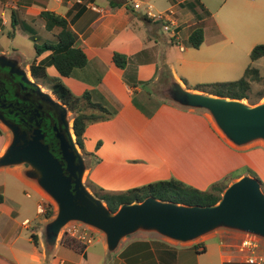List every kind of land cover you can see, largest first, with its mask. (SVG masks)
I'll list each match as a JSON object with an SVG mask.
<instances>
[{
  "label": "crops",
  "instance_id": "1",
  "mask_svg": "<svg viewBox=\"0 0 264 264\" xmlns=\"http://www.w3.org/2000/svg\"><path fill=\"white\" fill-rule=\"evenodd\" d=\"M57 1L65 5L64 14L51 9L50 0H0V3L15 12L16 17L17 12L13 9L21 4L39 18L43 11L54 12L69 21L77 17L71 25L77 36L75 45L86 53L88 63L75 70L73 76L62 80L75 96L94 93V102L116 111L112 119L97 123L121 131L114 139L126 138L132 144L130 151L134 149V153L127 151L122 156L115 140L110 159L101 149H96L95 157L91 156L96 165L90 167L87 175L89 179L95 176L97 190L123 192L175 178L205 191L229 177L243 163L264 178V144L251 142L237 146L217 128L209 111L180 107L163 98L156 100L162 88L169 84L172 88L173 82L190 92L202 93L188 86L191 74L230 70L228 64L231 63L227 58L234 56L237 38L244 35L241 32L255 24L257 3L251 0H196L203 9L198 5L193 11L187 4L195 0H106L104 6L98 4L99 0ZM135 3L141 5L140 10L134 9ZM218 4L228 7L224 19L219 22L214 21ZM149 8L157 18L147 16ZM17 20L21 27L25 23L33 28L36 41L40 37L37 24L54 33L56 40L58 29L47 30L43 19L35 24L27 19ZM6 24L5 20L2 26ZM167 25L170 31L164 29ZM199 25H203L204 42L195 49L189 38ZM15 32L14 29L13 33H8L9 37ZM50 54L51 51H47L35 55L33 62L40 63ZM115 54L126 56L124 69L115 65ZM19 59L22 63V58ZM28 66L31 71V63ZM56 73L51 75L49 72L58 77ZM49 93L51 98L57 99ZM93 127L90 124L85 134ZM0 137L4 138L0 147L2 157L10 141L5 135ZM132 166L135 170L128 171ZM26 172L27 167L23 164L0 167V264H249L236 251V246L247 237L264 240L228 228L216 229L184 243L156 232L140 231L126 237L114 251H109L105 238H99L102 253L98 254L97 263L90 260L95 243L84 254L63 246L58 240L55 245L47 243L49 252L43 251L38 246V237L43 230L32 226L31 210L26 207L30 195L24 189L31 188L42 196L38 183ZM136 175L141 179L149 177L132 183ZM244 176L247 175L231 181ZM48 224L49 221L45 224V236Z\"/></svg>",
  "mask_w": 264,
  "mask_h": 264
},
{
  "label": "water",
  "instance_id": "2",
  "mask_svg": "<svg viewBox=\"0 0 264 264\" xmlns=\"http://www.w3.org/2000/svg\"><path fill=\"white\" fill-rule=\"evenodd\" d=\"M0 61L14 66V71L33 84L32 75L22 69L17 60L1 55ZM33 85L39 94L61 108L65 126L64 136L60 137L64 163L41 141L43 136L28 140L18 127L0 118L13 135L8 149L0 157V167L29 164L27 176L54 198L58 214L46 226L49 245H55L61 229L73 221L102 231L109 251H114L124 238L138 231L156 232L184 243L224 227L264 239V192L261 183L248 175L231 183L215 205L186 206L148 197L142 202L124 204L113 213L83 183V159L78 153L74 129L65 119L67 107L44 93L39 84ZM171 89L175 103L209 111L218 128L233 144L243 146L264 141V102L252 106L242 100L193 93L178 82H173Z\"/></svg>",
  "mask_w": 264,
  "mask_h": 264
},
{
  "label": "rangeland",
  "instance_id": "3",
  "mask_svg": "<svg viewBox=\"0 0 264 264\" xmlns=\"http://www.w3.org/2000/svg\"><path fill=\"white\" fill-rule=\"evenodd\" d=\"M16 1V0H15ZM252 2L257 3L258 5V12L256 15V22L253 24L251 29L245 30V32H241L244 34L243 36H239L236 41L237 47H235V50L233 51L232 57L227 58V61L231 64H228L229 67H231L230 70H214L209 71L208 73H203V75H199L197 73L191 74L190 76V82L189 85L190 87H194L195 85L198 84H214V83H224V82H233L241 79L246 71V69L249 66H252L256 69H258L261 73V75L264 77V57L259 59L256 62H252L250 55L252 50L258 46L264 44V0H251ZM106 0H99L98 4L101 6H104ZM15 5V3H13ZM11 5V4H10ZM49 7L51 9H55L57 13L64 14L66 12V7L64 4L59 3L57 0H50L49 2ZM227 6H220L218 4L216 10H214L215 16H214V21H222L225 17L226 9ZM17 12V18L19 20H25L27 19L29 22L31 21L32 24L35 23H41L40 18L37 16L36 13L34 12H27V9L24 8V5L21 4L19 8L13 9ZM179 11L181 9L179 8ZM230 18V17H229ZM7 21V24L2 26V23L4 21ZM232 21V20H231ZM37 31L39 34V38L37 41H33L30 38V34L27 33L26 31L21 30V23L17 25L16 27L12 26V11L9 8H5L4 4L0 3V56L4 55L8 57L9 59H15L17 62L20 64V67L24 69L25 71H29L28 74L31 75V71L29 70L28 64L33 62L35 55H36V45H43L44 43L48 44H56V40L54 38V33H50L43 29V27L40 24H37ZM16 30L15 35L13 37H9L8 33H13V30ZM16 54V55H15ZM17 56V57H12V56ZM12 57V58H11ZM22 58V63L20 62L19 58ZM49 72L51 75H56V71L53 67L49 68ZM33 84H37L36 81L34 80L32 82ZM170 85V84H169ZM169 85H166L162 88V92H160L156 100H159L160 98H163L167 101H172V89ZM41 90L48 94L49 96L51 95L49 92L52 93L47 88H41ZM264 90V85L262 84H252L251 86V92H249V97L252 99V101L255 103L254 105H257L259 103H263L262 101L264 98L261 100H258L257 95L259 94L260 91ZM54 99V98H53ZM57 100V99H54ZM156 100L152 102V105L155 104ZM162 100V99H161ZM243 102L250 104V100H242ZM176 105L180 107L186 108V106H183L181 104L176 103ZM253 106V105H252ZM191 108V107H189ZM198 109V108H194ZM74 117L75 114L71 112L68 107H67V115H66V121L70 123L71 129L73 128V123H74ZM113 118V117H112ZM111 118V119H112ZM101 123H92L91 125H94L95 127L90 128L85 134L84 137V151L80 149V147L77 145L79 148L78 153L80 154L81 158L83 159L82 165L83 168L85 169L84 175H83V183L85 186L90 190L89 187L93 189L95 193H100L101 190H97L95 188V176L92 175L91 178H88V170L90 169L91 166L96 165V161H94V158H91V156H87L86 153H96L98 149L102 150V153L105 157L109 158V154L112 153V150L114 148V143L116 140V147L118 148L119 152L123 155L127 151H130L132 144L129 142L128 139L126 138H121L120 136L117 137V139H114V136L116 137L118 133L121 131L116 130L115 128L112 127V130L109 127H104V125H100ZM90 125V124H89ZM88 125V126H89ZM127 125V124H126ZM104 129L102 130V128ZM118 128H120V124H118ZM129 128V127H128ZM218 128V126H217ZM0 129L2 131V135H5L9 138V141L11 143L13 135L12 132L0 122ZM219 129V128H218ZM220 130V129H219ZM221 131V130H220ZM113 137V139L111 138ZM76 140V139H75ZM4 141V138L0 137V147L2 142ZM254 142H258L256 144H264L263 140H257ZM76 143V142H75ZM97 149V150H96ZM132 151V152H131ZM130 153H134V149H132ZM132 155V154H131ZM133 157V156H132ZM130 157V160H133V158ZM127 158V157H125ZM110 159V158H109ZM116 160V159H115ZM119 161V159H118ZM150 161L152 159L150 158ZM120 162V161H119ZM121 164V163H120ZM25 166L28 168L29 164H25ZM262 167V166H261ZM263 168H264V162H263ZM135 170L134 166L129 167L128 171ZM160 175V174H159ZM240 175H250V176H255L257 175L261 182L264 184V178H262L258 172L254 169H252L251 166L247 164H242V166H239V168H236L233 172H231L229 176V183L228 186L233 183L234 181H231V179L238 177ZM137 176V175H136ZM135 177V176H133ZM132 177V178H133ZM149 176H145L144 178L141 179V176H137L134 178L132 183H138V180H144L148 178ZM240 179V178H238ZM236 179L235 181H237ZM140 187V186H139ZM262 190L264 192V185L262 186ZM39 191L41 193L42 198L31 188H25L24 191L30 195V198L28 200V205L27 210H31V223L33 228L36 229L38 227L40 231H42L41 237H38V241L41 242L38 246L42 248V250H46L49 252L50 249H48V244H47V238L44 235V228L45 224L49 221L52 222L57 214H58V206L54 200V198L46 192L42 187L38 185ZM91 191V190H90ZM126 191V190H125ZM123 191V192H125ZM92 192V191H91ZM94 192H92L94 194ZM110 193H121V192H110ZM25 194V193H23ZM42 206L44 208V213L40 214L38 212L39 207ZM29 213V212H28ZM52 214V216L49 218V214ZM46 220H48L46 222ZM46 222V223H45ZM224 227H222L223 229ZM140 231L134 233L137 234ZM132 234V235H134ZM131 236V235H129ZM105 238V234L100 231L99 229L86 225L81 222L73 221L68 223L66 226H64L58 236V243L60 241L62 242L65 238H73L77 240L80 244L85 245V249L83 252L79 254H84L87 248L94 244L92 246L93 251V256H91L90 260L92 263H97L98 259L97 256L98 254H101V245H99V238ZM125 239V238H124ZM123 239V240H124ZM34 242L36 241L35 238L33 237ZM122 240V241H123ZM120 242V244L122 243ZM260 247H259V255L264 257V240L261 239L260 241ZM37 244V242H36ZM107 244V243H106Z\"/></svg>",
  "mask_w": 264,
  "mask_h": 264
},
{
  "label": "trees",
  "instance_id": "4",
  "mask_svg": "<svg viewBox=\"0 0 264 264\" xmlns=\"http://www.w3.org/2000/svg\"><path fill=\"white\" fill-rule=\"evenodd\" d=\"M187 5L193 11L196 10L198 5L203 9V6L196 0L195 2H189ZM40 18L44 20L47 30L53 31L54 29H58V33L56 34V44L44 43L43 45H36L35 49L37 56L47 51H51V54L46 60L40 63H36V61L32 62L31 75L37 84L52 91L57 100L75 114L73 129L76 135V142L80 149L84 151V137L88 125L101 121H108L115 116L116 111L94 102V93L86 92L81 97L75 96L62 80V78L73 76L75 70L84 68L88 63L86 53L75 45L77 36L73 32L71 25L77 17L69 21L67 18L54 12L43 11L40 14ZM17 25L18 20L16 13L13 12L12 26L16 27ZM22 29L31 35L33 41H36V33L31 26L24 23ZM189 41L193 48H200L204 42L203 25L194 28ZM263 57L264 44L256 46L250 55L252 62H256ZM114 63L118 68L124 69L127 65V58L124 55L115 54ZM51 66L58 72V77H53L49 74L48 67ZM254 83L264 85V77L258 69L249 66L243 77L237 81L198 84L192 89L218 97L235 100H250V104L254 105L255 103L249 97L251 86ZM185 84L187 85V82H185ZM257 98L258 100L264 98V90L259 92ZM1 135L2 131L0 129V136ZM86 154L87 156L95 157L93 153ZM252 177L256 178L262 186L264 185L257 175H253ZM229 181V177H226L212 184L209 189L202 191L178 179L171 178L155 181L121 193H110L101 190L100 193L94 194L102 199L113 213L117 212L124 204L142 202L148 197H154L162 202H172L186 206H211L217 204L221 200L223 192L228 187ZM51 216L52 214L50 213L48 217L50 218ZM61 244L77 253H81L85 249V245L80 244L73 238H65Z\"/></svg>",
  "mask_w": 264,
  "mask_h": 264
},
{
  "label": "flooded vegetation",
  "instance_id": "5",
  "mask_svg": "<svg viewBox=\"0 0 264 264\" xmlns=\"http://www.w3.org/2000/svg\"><path fill=\"white\" fill-rule=\"evenodd\" d=\"M0 118L18 127L28 140L43 136L41 141L62 161L60 137L64 136L65 126L61 108L39 94L5 61H0Z\"/></svg>",
  "mask_w": 264,
  "mask_h": 264
},
{
  "label": "built area",
  "instance_id": "6",
  "mask_svg": "<svg viewBox=\"0 0 264 264\" xmlns=\"http://www.w3.org/2000/svg\"><path fill=\"white\" fill-rule=\"evenodd\" d=\"M134 9L140 10L141 5L139 3L134 4ZM146 14L148 17L151 18H157L155 16L151 9H147ZM166 31H170V27L167 25L164 27ZM38 212L40 214H43L44 208L42 206L39 207ZM260 241L261 239L256 238V237H247L246 239L242 240L241 243L236 246V251H238L240 254L244 256V259L247 263L249 264H264V257L259 255V247H260Z\"/></svg>",
  "mask_w": 264,
  "mask_h": 264
},
{
  "label": "bare ground",
  "instance_id": "7",
  "mask_svg": "<svg viewBox=\"0 0 264 264\" xmlns=\"http://www.w3.org/2000/svg\"><path fill=\"white\" fill-rule=\"evenodd\" d=\"M262 101H264V99L262 100ZM71 133H72V135H73V132L71 131ZM74 138V137H73Z\"/></svg>",
  "mask_w": 264,
  "mask_h": 264
}]
</instances>
